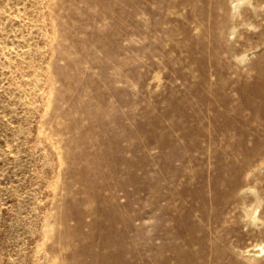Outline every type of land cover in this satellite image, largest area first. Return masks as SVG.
I'll list each match as a JSON object with an SVG mask.
<instances>
[{"label":"rangeland","instance_id":"374dc122","mask_svg":"<svg viewBox=\"0 0 264 264\" xmlns=\"http://www.w3.org/2000/svg\"><path fill=\"white\" fill-rule=\"evenodd\" d=\"M0 264H264V0H0Z\"/></svg>","mask_w":264,"mask_h":264}]
</instances>
